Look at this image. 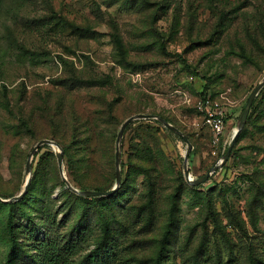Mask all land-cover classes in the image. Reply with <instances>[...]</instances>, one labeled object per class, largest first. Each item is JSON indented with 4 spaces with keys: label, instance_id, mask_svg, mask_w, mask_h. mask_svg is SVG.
<instances>
[{
    "label": "rangeland",
    "instance_id": "obj_1",
    "mask_svg": "<svg viewBox=\"0 0 264 264\" xmlns=\"http://www.w3.org/2000/svg\"><path fill=\"white\" fill-rule=\"evenodd\" d=\"M263 80L264 0H0V197L19 196L31 179L18 207L0 201V264L12 251L11 214L20 242L13 264H34L46 234L68 243L58 264L100 259L99 212L118 257L108 264H157L175 203L162 264H264V93L228 162L201 185L185 176L188 145L153 119L135 120L124 134L117 196L86 205L66 192L59 167L62 150L72 186L114 189L113 134L128 118L152 114L189 139L187 168L201 179L223 162ZM205 96L227 113L219 147L197 107ZM44 140L60 147L42 145L28 174ZM29 226L32 239L22 233Z\"/></svg>",
    "mask_w": 264,
    "mask_h": 264
},
{
    "label": "trees",
    "instance_id": "obj_2",
    "mask_svg": "<svg viewBox=\"0 0 264 264\" xmlns=\"http://www.w3.org/2000/svg\"><path fill=\"white\" fill-rule=\"evenodd\" d=\"M86 31H88V30H86ZM113 38H114V41L116 43V46L118 48H121L122 42L120 41L119 37L117 35H114ZM161 49H162V51L165 54L172 55L171 52L167 49L166 45L163 44V43L161 45ZM179 57H180L181 61L185 63V60L181 56H179ZM263 93H264V88L260 92L259 96L262 95ZM257 100H258V98H256V100H255V102H254V104L252 106V109H251V112H250V115H249L248 119L251 117V114H252L253 109H254V105L257 102ZM244 107H245V105H244ZM160 117H162V116H160ZM162 118H164V117H162ZM155 122H157L158 124H161L160 122H158L156 120H155ZM129 128H130V125L127 127L126 131H128ZM126 131H125V133H126ZM116 137H117V132L115 134H113V137H112L113 143L115 142ZM239 137H240V135H239ZM239 137H238V139H239ZM238 139L236 141V144L238 142ZM236 144H235V146H236ZM153 161L154 160L151 159V162H153ZM88 163H89V164H87L88 168H93L94 164L91 163V160H88ZM158 163H159V161H158ZM143 175L146 178L148 176L147 174H143ZM76 181H78V180H76ZM70 182H71V179H70ZM123 185H125V184L123 183ZM30 186H31V183H30L25 195L23 196V198L21 200H19L17 202H12L11 204H9L10 206H12V210H13V208L18 207L19 204H22L26 200V198H27V196L29 194V191H30ZM63 186L67 187L65 182H64ZM150 187H151V191L153 193V191H155V184H153V182L150 183ZM78 188L81 189V190L102 191V192L111 190V189L105 190V189H101V188H97V187H85L82 184ZM122 188H124V186H122ZM197 188L198 187H194L193 189L195 191H197ZM66 192L69 195H71V196L79 198L86 205H88V204H90V202H93L94 200H96V198H81V197H78L68 187L66 189ZM118 193H119V191H117L111 197L117 196ZM175 193L176 194L173 196V198L178 201V197H180V195H181L180 194V189H178ZM178 206H179L178 203H175L174 204V212L173 211L170 212L169 219H168V225H167V231H166V233H165V235L163 237L162 246H161V249H160V251H159V253L157 255V258H156L157 259L156 260L157 264H162V259L164 258V254H165V251H166V242L169 239V234L171 233V228L173 227V225L175 226L176 223H177V208H178ZM99 217L101 218V223H102V239H101V242H102V245L104 246V250L102 252V255H101L100 259H98L96 254H91V255H89L87 257V261H86L85 264H99L100 261L103 264H108V262H111L112 259L118 258L117 257V252L115 251V244H114V241L112 239L113 229H112L111 222L105 216V214L103 212H99ZM12 223H13V220H12V214H11L8 224H9V229H10L9 231H10V235H11L12 251H11L9 257H8V264H13L14 263V261H15L14 252H16L17 247L20 245L19 238L17 237V231L15 230V228H14ZM23 232L25 234L30 235V239L36 237V234L32 230L31 226L28 227V230L22 229V233ZM25 246L26 245H24V247ZM62 250H65L66 252L68 251V243L65 242V243L62 244V242H60L58 240L51 239L50 236H48V234H46L43 239L41 237H39V239L37 240V242H36V244H35V246L33 247V250H32L33 254L31 255V260L33 261L34 264H58V263H60L62 261V258L64 256V255H61Z\"/></svg>",
    "mask_w": 264,
    "mask_h": 264
},
{
    "label": "water",
    "instance_id": "obj_3",
    "mask_svg": "<svg viewBox=\"0 0 264 264\" xmlns=\"http://www.w3.org/2000/svg\"><path fill=\"white\" fill-rule=\"evenodd\" d=\"M264 88V80L251 92V94L249 95L247 102L245 104V107L243 109V112L240 116L239 119V123H238V130L236 131V134L233 138L232 143L230 144L228 151L224 157L223 162L218 165L215 166L213 168H211V170L208 172V174L206 176H204L201 179L198 180H194L190 177V172L187 168V162L189 160V157L191 155L192 152V145L189 141V139L183 134V132L181 130H179L178 128L172 126L168 121H166L164 118L158 116V115H151V114H140V115H136V116H132L130 118H128L122 125L118 136H117V141H116V180H117V185L114 189L110 190V191H91V190H86V191H79L78 189L74 188L70 182V180L66 177H64V173H63V161H64V152L62 150H60V154H59V167H60V172L64 178V182L67 185V187L74 192L75 194H78L79 196L82 197H86V198H97V197H109L112 196L113 194H115L118 189L119 186L121 184L122 181V172H121V145H122V140L125 134V131L127 129V127L129 125L132 124V122H134L135 120H141V119H153L156 120L158 122H160L161 124H163L166 128H168L169 130H171L172 132H174L176 135H178L179 137H181L183 139V141L188 145V151L186 153V157H185V176L186 179L188 181L189 184H191L192 186H198L201 185L205 182H207L210 178V175L212 172L218 170L220 167H222L223 165H225L228 160L231 157L232 151L235 147L236 141L240 135V133L242 132V130L245 127V124L248 120V117L250 115L252 106L256 100V98L258 97V95L260 94V92L262 91V89ZM44 144L47 145H51V146H56V147H60L56 142L52 141V140H44L42 142H40L39 144H37L35 146V148L32 150L29 159L27 161L26 164V170L28 172V174H30L32 172V159L33 157L37 154V152L40 150V147ZM31 179L29 178L25 184V189L24 191L19 195L16 196L8 201H4L2 200V198L0 197V201L3 202H17L19 200H21L23 198V196L25 195L29 185H30Z\"/></svg>",
    "mask_w": 264,
    "mask_h": 264
},
{
    "label": "built area",
    "instance_id": "obj_4",
    "mask_svg": "<svg viewBox=\"0 0 264 264\" xmlns=\"http://www.w3.org/2000/svg\"><path fill=\"white\" fill-rule=\"evenodd\" d=\"M198 110L204 114L206 123L213 135V145L219 147L223 142V137L226 128V110L219 104L212 102L211 98L204 97L198 102Z\"/></svg>",
    "mask_w": 264,
    "mask_h": 264
}]
</instances>
